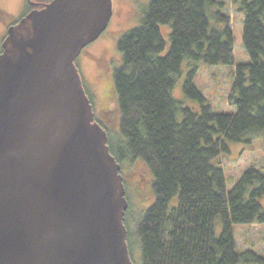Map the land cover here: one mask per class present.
Returning <instances> with one entry per match:
<instances>
[{
  "label": "trees",
  "instance_id": "1",
  "mask_svg": "<svg viewBox=\"0 0 264 264\" xmlns=\"http://www.w3.org/2000/svg\"><path fill=\"white\" fill-rule=\"evenodd\" d=\"M221 9L216 0H151L141 24L118 41L122 64L114 81L122 136L107 131L108 145L121 166L139 158L154 177L155 202L140 219L136 235L125 219L134 264H264L253 251L237 249L234 230L235 225L264 224L259 201L264 173L250 168L229 190L221 164L230 142L264 133V0H242L239 8L245 14L243 44L250 62L236 67L230 96L236 111L216 113L206 103L194 84L197 66L188 72L183 89L200 102V110L185 107L171 93L186 60L235 64L230 16ZM10 18L0 9L1 21ZM161 25L171 28L169 47ZM95 121L107 130L96 116Z\"/></svg>",
  "mask_w": 264,
  "mask_h": 264
},
{
  "label": "water",
  "instance_id": "2",
  "mask_svg": "<svg viewBox=\"0 0 264 264\" xmlns=\"http://www.w3.org/2000/svg\"><path fill=\"white\" fill-rule=\"evenodd\" d=\"M111 0H52L0 54V264H134L129 202L76 59Z\"/></svg>",
  "mask_w": 264,
  "mask_h": 264
},
{
  "label": "rangeland",
  "instance_id": "3",
  "mask_svg": "<svg viewBox=\"0 0 264 264\" xmlns=\"http://www.w3.org/2000/svg\"><path fill=\"white\" fill-rule=\"evenodd\" d=\"M52 0H0V9L11 15L7 22L0 20V53L4 39L11 25L20 21L28 12L31 3L46 4ZM113 12L107 29L93 43L86 46L76 59V65L82 76L84 87L90 94L95 116L101 121L114 138H121L120 109L115 88L114 73L122 64V55L117 48L119 39L130 30L138 27L142 21V12L151 0H111ZM223 4L221 11L230 16L235 40V64L207 65L203 61L186 60L171 93L175 100L185 107L200 110L199 101L189 98L183 89L188 72L195 66L198 72L195 86L206 98V103L216 113H234L236 106L230 104L236 67L250 62V56L243 44L244 12H240L242 0H216ZM161 31L170 46L171 28L161 25ZM183 115H179V120ZM264 133L262 130L250 134V141L230 142L229 153L221 159L226 176L227 188L231 190L243 174L250 168L264 173ZM122 175L126 182L129 209L126 213V224L133 235L137 225L148 208L155 202L153 188L154 177L148 165L136 158L122 165ZM132 191H136L135 194ZM260 203L264 207V197ZM237 249L240 252L253 251L264 258V224L235 225ZM137 241L133 240L134 256L139 254ZM242 264H259L255 261Z\"/></svg>",
  "mask_w": 264,
  "mask_h": 264
},
{
  "label": "flooded vegetation",
  "instance_id": "4",
  "mask_svg": "<svg viewBox=\"0 0 264 264\" xmlns=\"http://www.w3.org/2000/svg\"><path fill=\"white\" fill-rule=\"evenodd\" d=\"M44 5H45L44 3H42L40 5L35 4V3H31V5H29V7H28V12L25 14V16H23V18L26 17L30 12H32L34 10L42 9Z\"/></svg>",
  "mask_w": 264,
  "mask_h": 264
}]
</instances>
